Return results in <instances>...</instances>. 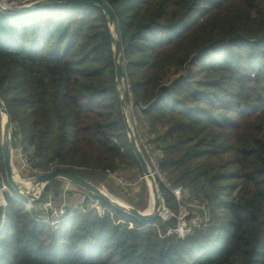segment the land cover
<instances>
[{
	"label": "trees",
	"instance_id": "obj_1",
	"mask_svg": "<svg viewBox=\"0 0 264 264\" xmlns=\"http://www.w3.org/2000/svg\"><path fill=\"white\" fill-rule=\"evenodd\" d=\"M106 1L162 171L205 193L210 226L182 239L159 216L144 224L96 197L54 230L8 184L0 142V264H264V0ZM0 98L40 166L114 172L139 162L97 5L0 11Z\"/></svg>",
	"mask_w": 264,
	"mask_h": 264
},
{
	"label": "rangeland",
	"instance_id": "obj_2",
	"mask_svg": "<svg viewBox=\"0 0 264 264\" xmlns=\"http://www.w3.org/2000/svg\"><path fill=\"white\" fill-rule=\"evenodd\" d=\"M37 0H21V7L24 5H28L30 3L36 2ZM0 3L2 5H8L3 0H0ZM8 7V6H6ZM20 7V6H19ZM115 26H112V30L114 32V37L117 39L118 35L114 31ZM217 56V58L220 57L218 54H214ZM211 61L210 57L204 58L203 62ZM126 65V61H125ZM126 96H124L125 98ZM1 99V98H0ZM3 100V99H2ZM4 101V100H3ZM5 103V101H4ZM128 103V102H127ZM5 107L6 103H5ZM135 109V108H134ZM8 110V109H7ZM4 111L0 107V142L2 144L3 140V133H4ZM6 115V114H5ZM138 115V119L140 122V130H142L144 133H146L150 139L153 141V139L157 136L156 133H153L150 131L149 126L146 125L147 130L149 132H146L143 130V123L140 121V115ZM129 116V115H128ZM132 126V125H131ZM128 132V130H127ZM159 132V130H157ZM21 133V130L19 129L18 125L12 121V128H11V140L13 144L12 152H14L15 155L20 158V151H19V134ZM22 135V133H21ZM156 135V136H155ZM23 136V135H22ZM129 136V133H128ZM130 138V137H129ZM154 142V141H153ZM23 145V143H22ZM158 150L159 146L157 143H155ZM16 147V148H15ZM24 147V146H23ZM16 149V151H15ZM162 153V152H161ZM24 157L27 160V165L23 164L22 161L17 162L16 159L14 170L15 175L17 176V182L19 184H22L24 186H27L29 183V180H26L24 178H33L35 176H38L42 173L49 172L56 167L53 164L51 165H39V159L34 157V151L32 148H30L28 151L24 149ZM163 155V154H161ZM21 160V158H20ZM19 164L21 166V171L17 169V165ZM76 171L87 178L89 181L93 182L94 184L104 188L107 192H110L114 194L115 196L121 198L124 200L127 204H130L141 211H146L149 208L150 201H151V183L150 180L146 177H144V174L142 172L140 163H132L130 161L123 162L120 167L114 171L117 173H114L116 178L122 179L128 183V186H123L125 190L121 187L120 182H118L113 175H111L107 171H101V170H80L75 169ZM164 176L166 178L167 183L168 182V175L165 171H163ZM160 183H158L159 185ZM166 185V184H164ZM167 186V185H166ZM168 187V186H167ZM159 188L161 190V186L159 185ZM9 189L7 184L5 182L2 183V190ZM1 191V190H0ZM191 192V195L195 192H193L191 189H189ZM162 192V191H161ZM199 194L198 196L202 198L205 197V193L202 191L196 192ZM207 202V200H205ZM36 203L41 206L42 204L45 206V209L52 206V205H65L68 206V213H78L84 211L85 208H96L99 205V201L97 200L96 196L92 194L91 192L84 190L83 188L73 184L72 182L63 179V178H57L51 182H49L42 190H40V194L38 195V198L36 200ZM36 206V205H35ZM178 204L175 205V207H171V209H177ZM209 211L211 213V207L208 206ZM212 217V213H211ZM176 221L174 219L167 222L168 228L175 225ZM197 229V227L194 228V231ZM193 231V232H194Z\"/></svg>",
	"mask_w": 264,
	"mask_h": 264
},
{
	"label": "water",
	"instance_id": "obj_3",
	"mask_svg": "<svg viewBox=\"0 0 264 264\" xmlns=\"http://www.w3.org/2000/svg\"><path fill=\"white\" fill-rule=\"evenodd\" d=\"M50 3H82V4H90V5H97L101 7L103 12L107 15L109 25L112 30V26H115L114 31L117 33L118 38L114 37V32L112 30L113 36V44H114V61L116 65V82L119 86L121 98H122V108L125 115V120L127 124V130L129 133V139L131 143V147L133 152L140 163L142 172L144 176L148 179H151L155 191V205L154 210L151 213H145L140 209L128 204L123 205L121 203L115 202L111 199V197L98 185L94 184L93 182L89 181L87 178L80 175L76 170L69 168V167H56L55 169L42 173L38 176L30 178V184L27 189H23L16 181L15 170L12 164V140H11V128H12V120L10 114L5 107V103L2 99H0V107L7 115V122L4 125V133H3V140H2V151L4 156V167L6 171V180L8 184L13 187L18 192L23 193L28 199L36 201L38 195L40 194V190H42L49 182L57 179L63 178L66 179L73 184L83 188L94 194L97 198L103 199L104 201L111 203L116 208L130 214L131 216L137 218L144 224H148V222L153 221L158 216V210L161 206V196L162 192L157 184L156 179L152 175L148 162L142 153L136 137L134 135L133 128L129 122L127 116V103L125 101L124 95V79L126 76V65H125V57L123 51V44L120 37V31L117 26L118 18L113 10V7L110 3L106 0H37L36 2L30 3L28 5L20 6V7H6L0 3V11L7 14H14L20 13L22 11L32 9L37 6H41L44 4ZM0 220H1V202H0Z\"/></svg>",
	"mask_w": 264,
	"mask_h": 264
},
{
	"label": "built area",
	"instance_id": "obj_4",
	"mask_svg": "<svg viewBox=\"0 0 264 264\" xmlns=\"http://www.w3.org/2000/svg\"><path fill=\"white\" fill-rule=\"evenodd\" d=\"M8 7H19L21 5V0H3ZM124 91H125V101L127 103V111H129V122L132 125L134 135L136 137L137 143L144 154L149 169L158 183H163L168 186V188L173 193L178 208L171 209L167 206L165 197L161 196V206L158 210V216L162 219L163 222H168L172 219L176 221L175 225L168 228L167 234H173L179 238H186L191 235L194 231V228L207 229L210 226L211 222V213L209 211V204L202 197L192 194L189 191L190 188H185L182 185L172 186L170 183H167L164 173L161 168V152L155 147L153 141L150 137L140 130V122L138 115L134 112V99L132 93V85L130 79L126 73L124 79ZM22 135L19 134V151L20 158L23 164L27 165V160L24 157V147L22 145ZM113 177L120 182L123 186H128V183L122 179L116 178L114 173L109 172ZM146 177V176H144ZM147 178V177H146ZM159 184V185H160ZM39 214L38 221L45 223L50 226L52 229H60L64 220L69 215L73 213H68V206L65 205H52L45 209V206L42 204L37 209ZM85 211V209H84Z\"/></svg>",
	"mask_w": 264,
	"mask_h": 264
},
{
	"label": "bare ground",
	"instance_id": "obj_5",
	"mask_svg": "<svg viewBox=\"0 0 264 264\" xmlns=\"http://www.w3.org/2000/svg\"><path fill=\"white\" fill-rule=\"evenodd\" d=\"M4 117V122H5V124H6V122H7V115H5V113H4V115H3ZM128 119H129V116H128ZM16 178V181H17V176L15 177ZM150 181V183H151V201H150V205H149V208H148V210H147V212L144 210V212L145 213H151V212H153V210H154V205H155V191H154V187H153V183H152V181H151V179H149ZM18 183V182H17ZM19 184V183H18ZM29 184H30V179H29V183H28V185L27 186H24V185H22V184H19L23 189H27V187H29ZM102 188V187H101ZM110 197H111V199L113 200V201H115V202H118V203H121V204H123V205H128L124 200H122L121 198H119V197H117V196H115L114 194H112V193H110V192H107L104 188H102Z\"/></svg>",
	"mask_w": 264,
	"mask_h": 264
},
{
	"label": "crops",
	"instance_id": "obj_6",
	"mask_svg": "<svg viewBox=\"0 0 264 264\" xmlns=\"http://www.w3.org/2000/svg\"><path fill=\"white\" fill-rule=\"evenodd\" d=\"M134 112L136 113V114H139L140 115V121L144 124L143 125V130L144 131H146L147 130V128H146V125L147 126H149V124H148V121L145 119V117L143 116V114L139 111V110H137V109H134ZM128 115H130V113H129V111H127V116ZM146 132H149V131H146ZM12 148H13V144H12ZM16 148V147H15ZM14 149V148H13ZM12 150V149H11ZM15 151H16V149H15ZM14 159H16V161L17 162H19V161H21L20 160V158L18 157V159H17V156L15 155V157H14V152H12V164H13V166L15 165V160ZM17 166V169H19L20 171H21V166L19 165V164H16ZM24 179H26V180H29V178H24ZM121 187L125 190V188L123 187V185H121ZM39 207V205L38 204H36V206H35V208L37 209Z\"/></svg>",
	"mask_w": 264,
	"mask_h": 264
}]
</instances>
